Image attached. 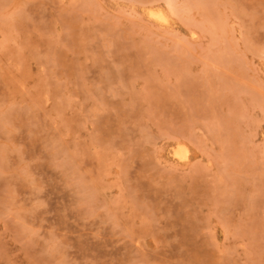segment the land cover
<instances>
[{
    "label": "rangeland",
    "instance_id": "obj_1",
    "mask_svg": "<svg viewBox=\"0 0 264 264\" xmlns=\"http://www.w3.org/2000/svg\"><path fill=\"white\" fill-rule=\"evenodd\" d=\"M0 264H264V0H0Z\"/></svg>",
    "mask_w": 264,
    "mask_h": 264
},
{
    "label": "bare ground",
    "instance_id": "obj_2",
    "mask_svg": "<svg viewBox=\"0 0 264 264\" xmlns=\"http://www.w3.org/2000/svg\"><path fill=\"white\" fill-rule=\"evenodd\" d=\"M151 15H154V16L160 18L161 20H165V19H166V18H164V16H163L161 13H159V12H153V13H151ZM178 150H179V149H178ZM181 152H182V151H181ZM177 154H178V155L180 154L179 151L177 152Z\"/></svg>",
    "mask_w": 264,
    "mask_h": 264
}]
</instances>
